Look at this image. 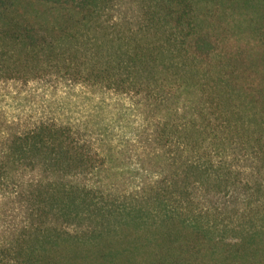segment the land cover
<instances>
[{
  "label": "trees",
  "instance_id": "16d2710c",
  "mask_svg": "<svg viewBox=\"0 0 264 264\" xmlns=\"http://www.w3.org/2000/svg\"><path fill=\"white\" fill-rule=\"evenodd\" d=\"M7 81L141 125L0 124V264H264V0H0Z\"/></svg>",
  "mask_w": 264,
  "mask_h": 264
},
{
  "label": "rangeland",
  "instance_id": "374dc122",
  "mask_svg": "<svg viewBox=\"0 0 264 264\" xmlns=\"http://www.w3.org/2000/svg\"><path fill=\"white\" fill-rule=\"evenodd\" d=\"M119 112H122V115H119ZM47 115H65L66 119L73 123H84L90 115H94L95 122L110 130L109 139H113L115 144L123 139L130 140L134 135L130 130L141 125L137 111L132 110V105L126 98L104 92L85 94L80 87L70 89L63 86L53 89L41 83L0 82L2 127L11 126L13 122L30 125L32 121ZM115 160L112 170L109 171L111 177H116L115 173L128 167L122 165V162L118 164L117 159ZM135 164L136 162H133L130 170L127 169L131 176L137 174L133 170Z\"/></svg>",
  "mask_w": 264,
  "mask_h": 264
}]
</instances>
